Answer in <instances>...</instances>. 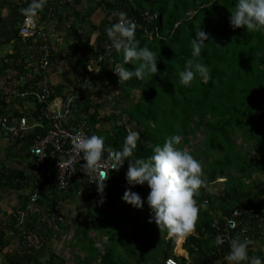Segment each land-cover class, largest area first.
Masks as SVG:
<instances>
[{"label":"trees","instance_id":"obj_1","mask_svg":"<svg viewBox=\"0 0 264 264\" xmlns=\"http://www.w3.org/2000/svg\"><path fill=\"white\" fill-rule=\"evenodd\" d=\"M18 1L22 0H2L3 8L8 10L12 35L7 41L3 39L1 44L13 40L14 53L6 54L0 60V75L13 70L15 79L13 81L12 77H7L4 80L6 92L0 96V118L20 117L18 110L32 113L34 119L41 116L42 107L34 99V94L39 91L38 85H35L39 76L26 80L27 72L34 69L31 66L26 69L28 60L35 65V60L42 55L36 56L38 49L32 46L47 44L59 53L62 44L64 48L71 47V52L68 60L64 53L55 57L54 66L50 68L54 73L51 74L53 80L49 87L53 90V96L67 98L72 94L75 97L72 101L75 110L69 119L75 124L84 122V127L95 132L96 126L109 120L97 119L95 113L90 114L88 101L83 102L91 90L82 84L87 74L86 66L95 61L97 72L88 74L92 87L98 88L101 84L104 88L118 86L123 99L133 101L120 111L119 116H126L134 131L139 132L134 156H150L154 146L162 144L172 134L181 137L180 146L187 150L189 136L201 133L200 155L214 157L201 162L205 165L208 181L195 198L198 203L206 201L207 204L200 209L193 232L183 248L189 255L188 264H227L223 257L228 250H223L220 256L216 250L219 246L216 236L221 235L223 225L219 221L217 229H213L211 224L214 219L218 215H227L233 209H264V198L257 201L258 195H264V183L259 180L245 182L254 173L264 174V30L233 29L228 18L237 0L100 1L82 15L75 9L81 0H73V6L68 0H46V4L51 3L53 8L45 7V4L38 12L41 30L38 29L32 37L23 38L19 34V23L23 17L20 9L27 7L30 0H23L21 5L16 4ZM101 5L106 7L110 19L105 17L100 21L102 32L95 46H92L88 39L83 40L79 36L78 30ZM66 7L68 12L63 17L57 9ZM118 11H125L136 22L135 38L139 40V46L146 45L156 52L157 74L149 73L143 79L133 77L126 81L118 80L115 72L120 67L134 69L131 62L124 61L122 53L109 47L111 42L105 28L117 21L118 17L113 12ZM199 27L210 34V40L201 46L198 57H192L191 42ZM23 43L27 46V53L18 47ZM31 54L34 59L30 58ZM16 60L18 63H14ZM189 60L193 63L200 60L208 65L210 78L205 80L197 76L191 86L181 85L179 73ZM56 62L64 65L62 70L56 67ZM56 69L61 72H56ZM13 91L16 96L12 94ZM112 121L109 129L96 132L105 137L108 148L119 150L123 147L128 127L127 124L117 123L116 118ZM233 134L250 142L248 148L256 153L249 156L245 151H237L231 140ZM42 135L41 129H26L13 140L12 145L20 148L29 159V166L33 159L28 149ZM128 165V160H125L123 169L110 174L103 194L82 197V207L71 224L75 225L79 217L84 219V223L79 230L72 232L69 239L71 244L67 245L74 248L71 264H130L121 250L126 251L139 244L142 238L146 241L147 250L142 255L149 257V263L142 255L136 258L135 263L158 264L160 258V264H164V260L171 258L185 264V260H179L174 255L175 243L172 237H168V228L149 222L151 210L146 198L150 189L147 184H128ZM0 172L3 174L0 181L2 187L24 192L21 208L0 219V259L3 260L0 264H67L63 257L50 252L48 245L54 237L60 238L71 231L66 215L61 214L58 206L71 202L78 195L79 190L85 187L83 178L76 181L73 177L67 188L59 190L56 175L46 178L41 173L42 190L35 206L43 211L33 214L26 208L31 192L27 193L31 185L30 177L27 178L25 172L20 170ZM218 178L225 179V187L217 193L208 189L207 185ZM128 188L138 192L145 200L142 208H136L122 199ZM85 190L83 188V192ZM21 214L25 215V221L18 226ZM43 214L46 219L53 216L57 232L53 229L52 232L51 227H39L41 220H38V216ZM261 215L264 216V213ZM7 231H11L14 239L7 235ZM92 231L99 232L105 238L101 250L98 248L99 238L94 241L89 236ZM256 240L264 246V236L258 235ZM34 242L40 244L37 250L29 246ZM13 244L18 250L11 249ZM190 245H194L197 251ZM253 255L264 257L261 251Z\"/></svg>","mask_w":264,"mask_h":264},{"label":"clouds","instance_id":"obj_2","mask_svg":"<svg viewBox=\"0 0 264 264\" xmlns=\"http://www.w3.org/2000/svg\"><path fill=\"white\" fill-rule=\"evenodd\" d=\"M21 2H23V0L16 2V4L21 5ZM45 4L46 0H30L27 7L20 9L23 17L19 23V34L23 38L32 37L38 29L41 30V27L38 25L39 18L37 19L36 17L38 12L44 8ZM230 12L231 15L228 19L233 29L245 28L246 31L264 30V0H237ZM113 15L118 17L117 21L105 28V32L111 42L109 45L110 50L122 53L124 61L128 63L131 62L134 65V69L132 70H129L127 67H120L118 72H115L118 76V80L126 81L133 77L143 79L149 73L157 74L158 57L156 52L146 45L142 47L139 46L140 42L135 38L137 28L136 22L129 18L125 11L113 12ZM25 17L28 20L33 19L36 24V29L30 36L21 34L22 24ZM209 40L210 34L206 33V31L199 27L191 42L192 57H198L201 52V46ZM43 45L47 46V44ZM22 46L24 47L22 52L27 53L26 44L23 43ZM18 47L20 49V44ZM32 47L39 49L40 46L34 44ZM47 47L50 51L48 60L53 64L56 60L55 57L62 54L61 48L63 45H60L59 53L52 47ZM12 53H14V51ZM39 54L38 51L35 55L37 56ZM42 57L43 53L38 59L35 58V65L28 60L29 63L26 67V69L30 66L34 67L33 72H27L26 76L28 81L33 80L35 75L39 76V81L35 85H39L42 79V74L37 67L38 60H41ZM30 58L34 59L33 54L30 55ZM136 62L139 63L137 64ZM95 64V61L87 64V76L90 77V75H88L89 73L94 74L97 72V67L94 66ZM53 66L54 65H51L47 72H44L50 80L49 85L53 80L51 78L52 71H50V68ZM88 68H91L92 72H90V69L88 70ZM197 76L205 80L209 79L211 76L210 68L200 60H196L195 63H193L192 60H189L185 64L184 69L179 73V83L184 86H191V83ZM82 84L87 88L92 87V84L89 83V79L86 83H84L83 80ZM39 105L42 107V104ZM18 114H20V117H8V119L19 122L21 118H25L30 124H35V127L31 128V130H43L42 136L46 134L47 129L51 126V120L46 114H41V116H37L36 119L31 116L32 113L30 112L23 113V111L19 110ZM99 130V126H96L95 132H92L93 134L91 135H88L79 129L75 131L76 143L74 147L83 153L82 160L85 161V163L81 165V169L86 175H98L101 178L100 182L96 183V185L94 184L90 188H85L86 190L82 194H79L78 192L76 198H81L82 200V197L84 196H96L99 193L103 194L104 189L108 186L110 174L123 169L125 166V160H128L129 165L126 173L128 184L132 186L147 184L150 189L146 198V203L151 210L149 222H155L158 227L164 226L168 228L170 231L168 237L176 239L174 249L178 245V236H181L182 240L179 245H181V249L187 253L183 248V245L188 236L193 232L200 209L206 207L207 204L206 201L198 203L195 198L199 195V189L206 186V181L203 178V165L201 161L195 158L190 151L185 150L180 146L181 137L178 134H172L166 137L164 142L155 145L152 154L145 158L134 156L139 132L134 131V129L131 131V129L127 128L128 134L124 139L123 147L119 150H113L106 145L105 137L98 135L99 132L96 131ZM107 151L112 152L115 161L119 163L120 167L118 169L115 166L111 167L110 169L117 170L110 173V169L107 171L99 170L102 164L103 154ZM263 198L264 196L260 199ZM122 199L136 208H142L145 203V200L141 195L138 192L132 191L131 188L125 190ZM36 202L29 210L31 213H33V208L35 207ZM234 210H238L240 214L237 219L239 225L232 232L231 238H227L224 227V218H229ZM36 211H39V208L36 209ZM261 213H264L263 207L257 210L249 209L245 211L233 209L227 215H218L217 219H214L211 224L213 229H217V223L219 221L223 225L221 235L216 236V241L219 243L216 250L218 256L222 254L223 250H228V253L223 257V260L226 261L227 264H264V257L253 255L254 252H260V250H255L253 248L255 245H260L256 240V236H264V216H262ZM22 224H19V220L17 221L18 226ZM7 235L11 239H14V235L11 231H7ZM190 247H192L194 251H197V248L194 245H190ZM261 252L264 253L263 251Z\"/></svg>","mask_w":264,"mask_h":264},{"label":"built area","instance_id":"obj_3","mask_svg":"<svg viewBox=\"0 0 264 264\" xmlns=\"http://www.w3.org/2000/svg\"><path fill=\"white\" fill-rule=\"evenodd\" d=\"M35 29L36 24L33 19L28 20L25 17L22 24L21 34L30 36ZM38 51L39 53H43L42 59L38 60L37 63L38 70L42 74V79L38 85L39 91L35 93V99L38 104H42L40 113L42 115L46 114L51 120V126L47 129L46 134L42 137L36 138L28 149V153L31 159H33L29 166V175L33 176V180L30 185L31 193L29 195V203L26 206L28 210H30L32 205L37 201L39 194H41V173H43L46 178L56 175L57 189L59 190L67 188L73 177H75L76 181L83 178V185H85V187H82L79 190V194L83 193V188H90L94 184L96 185V183H99L101 179L98 175H86L81 169V165H83L85 161L82 160L83 153L74 147L76 143L75 131L79 129L88 135L93 133L90 128L88 129V127H84V122L75 124L69 119L71 113L75 110L73 109L72 104L75 97H73L72 94L67 98L62 97L61 95L53 96V90L49 87L50 80L47 75L44 74V72H47L48 68L52 65L48 60L50 51L46 45L40 46ZM88 70L92 72L91 68H88ZM88 79L89 76L85 75L84 83H86ZM12 94L15 96L17 95L14 91ZM21 96H23V94ZM33 127H35V124H30L25 118H21L19 122L8 118H0V131L4 135H7L11 141L14 140L19 133ZM113 166L117 167V169L120 168L119 163L115 161L112 152L107 151L103 154L102 164L99 170L107 171ZM117 169H110L109 173ZM239 215L238 210H234L229 218H224V227L227 238H231L232 232L238 227L239 221L237 219ZM24 220L25 215L21 214L19 224H22ZM29 246L31 249L37 250L40 244L34 242L29 244ZM164 264L179 263L168 258L164 261Z\"/></svg>","mask_w":264,"mask_h":264},{"label":"rangeland","instance_id":"obj_4","mask_svg":"<svg viewBox=\"0 0 264 264\" xmlns=\"http://www.w3.org/2000/svg\"><path fill=\"white\" fill-rule=\"evenodd\" d=\"M100 1H111V0H81L80 4L75 6V9L80 11V13L82 15L85 13V11L88 8L94 7L96 5V2L98 3ZM68 2L70 3L71 6H73V0H68ZM47 4L45 7H47V6L52 7L51 3H49L48 5ZM2 8L3 7H1V9ZM96 8L97 9L93 13V15L90 16L88 19L86 18L85 22L82 25H80L81 28L78 30L79 36L83 40L88 39L92 46H95L96 39L102 32L101 27H100L101 26L100 21L102 19H104L105 17H107V19H110V16L108 15V11L104 5H101L100 7H96ZM57 11L61 16L64 17L66 15V13L68 12V8L67 7L66 8H58ZM36 18L38 19V17H36ZM9 31H10V24L8 23V16L5 13H1L0 14V56L1 57H2V52L4 53L3 55L5 56V54L8 53V51L12 49V44H10V43H4V44L2 43L1 44V41L3 39H5L7 41L6 38L8 37ZM71 42L72 41L70 40V43ZM20 50L21 51L24 50V47L22 46V44H20ZM61 52L64 53V55L66 56V59H67L69 57L68 54L70 55L71 47H68V48L62 47ZM20 55H22V54H18V56H20ZM14 63H18V60L14 61ZM56 66L60 70H62V68L64 67V65L61 62L56 63ZM59 69H56V72H61ZM63 71H64V69H63ZM51 73H54V71H52ZM59 74L62 75L63 73H59ZM70 78L72 79V75H70ZM102 85L103 84H101L98 88L91 87L90 92L86 94L87 98L84 100L85 103L88 101V105L90 106V109H89L90 114L95 113L97 119H103V118L109 119L108 121H104V123L98 125L100 128L99 132L109 129L110 126L112 125V123L114 122V121H112L113 118H116L117 123L127 124L128 129H131V131H133L134 128L132 126H130V123L127 121L126 116H121V117L119 116L120 111L122 109L129 107V105H131L133 103V101H125L123 99V95H122L118 86L104 88ZM0 86H4L2 80L0 81ZM135 99L137 100L138 97H136ZM200 134L201 133L191 134L188 138L189 143L187 144V146L186 145L185 146H186L187 150H190L192 152L194 157L199 158L202 163H205L206 160L213 159L214 155L210 156V155L206 154L204 157H203V155L202 156L200 155V153H201L200 147H201V141H202V135H200ZM1 139H3L4 142H9L7 135L5 136V138H1ZM231 140H232V143H233V145L237 151H243V152L245 151L246 154L249 156L254 155L256 153L254 149L248 148V145L250 142H245L240 136L233 134L231 136ZM196 148H198V151L196 150ZM202 165H203V178L207 182L208 178H207V176L205 174V170H204L205 165L204 164H202ZM25 176L27 178L30 177L29 179L31 181L33 180V176L32 175L29 176L28 171L25 173ZM258 180L262 181L264 183V174L263 173H254L251 176H249L248 178H246L245 182L246 183H252V182H256ZM224 181L225 180L223 178H218L215 181L209 183L207 185V188L213 192L218 193L224 189V187H225V185H223ZM30 190H31V187H29L27 189V193H29ZM263 196H264L263 194L258 195L257 201L260 200V198H262ZM81 205H82L81 198L75 197L74 199L71 200V202H66V203L60 204L58 206V209H61L60 210L61 214L66 215L67 223L71 225V231H69L67 234H64L60 238L56 237L57 240L54 237L52 242L48 245L49 251L56 253L58 256L63 257L66 260L67 264H71L72 253L74 251V248L71 247V245H70V248H68V246H67L68 244H71L69 239L72 235V232L74 230L75 231L79 230L81 225L84 223V219L79 217L78 218L79 221L75 225L71 224L72 219L78 215V211H79L80 207H82ZM10 208H11L10 206H7L5 208V211L9 212ZM36 209H38L37 206H35L33 208V213H36V212L42 213V211H43L42 208H39V211H36ZM45 216L46 215H44V214L41 215V217L39 215L38 220H41V221H39V227L40 228L51 227L50 229L52 232H53V230L55 232H57L58 230L55 229V222H54L56 220L53 219V216H51V217L47 216V219ZM89 236L93 237L94 241H96L99 238L100 243L98 245V248H99V250H101L103 244L105 243V238L97 231L90 232ZM179 237H181V236H179ZM142 239H140L141 242L139 244L131 246L130 248H128V250H126V251L121 250L122 254L125 256V258L128 260V262L130 264H139V263H135L136 258L139 255H142L147 251L146 250V241L144 239L143 240ZM181 240H182V237H181ZM173 241L175 243L176 239L174 238ZM12 247L13 248H11V249L15 248V250H18L16 248L15 244H13ZM177 248L175 249V251H176L175 254L180 253L179 255L186 256V254L183 252V250L179 249V245ZM253 248L255 250H260V251L264 252V246L255 245V246H253ZM9 251H10V249H8V252ZM142 256L149 263V257H147L145 255H142ZM2 262H3V260L0 259V263H2ZM157 262H158V264H160L162 262V259L158 258Z\"/></svg>","mask_w":264,"mask_h":264},{"label":"crops","instance_id":"obj_5","mask_svg":"<svg viewBox=\"0 0 264 264\" xmlns=\"http://www.w3.org/2000/svg\"><path fill=\"white\" fill-rule=\"evenodd\" d=\"M1 7H3L2 0H0V14L5 13L8 16L7 8L4 7L1 9ZM11 35L12 34L9 31L8 37L6 39L10 38ZM10 44H12V49L9 50L8 53L6 54H12V52L14 51L13 40L10 41ZM3 54L4 53L2 52V57L0 56L1 57L0 60L3 58L4 56ZM6 74H5L6 76L0 75V81L2 80L4 84V86H0V96L6 92V84L4 80L7 79V77L8 78L12 77L13 81L15 79L14 78L15 72L13 70H8ZM1 138H5V135H3L0 132V171L7 170V171L15 172L17 170H20L25 173L27 171L29 172V159L24 155V152H22L20 148H18L17 146L12 145L13 140L11 141L8 138L9 142H4V140ZM2 175L3 174L0 172V181ZM23 193L24 192L19 189L4 188L0 184V219H3L4 217H8L12 212H15L21 208L22 206L21 203L23 201ZM7 206L11 207L9 212L5 211V208ZM177 247L178 245L176 246V248ZM181 248H182L181 245H179V249ZM175 249H174L175 257H177L179 260L181 259L185 260V264H188L190 260L189 255L184 250L183 252L186 254V256L179 255L180 253L175 254L176 253Z\"/></svg>","mask_w":264,"mask_h":264},{"label":"bare ground","instance_id":"obj_6","mask_svg":"<svg viewBox=\"0 0 264 264\" xmlns=\"http://www.w3.org/2000/svg\"><path fill=\"white\" fill-rule=\"evenodd\" d=\"M179 237V236H178ZM181 242V237L178 238V245L180 244ZM178 249V248H177Z\"/></svg>","mask_w":264,"mask_h":264}]
</instances>
